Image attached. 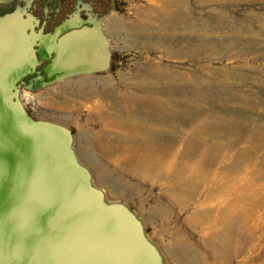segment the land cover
I'll list each match as a JSON object with an SVG mask.
<instances>
[{"label":"bare ground","instance_id":"obj_1","mask_svg":"<svg viewBox=\"0 0 264 264\" xmlns=\"http://www.w3.org/2000/svg\"><path fill=\"white\" fill-rule=\"evenodd\" d=\"M138 1L140 4L134 5L135 7L132 5L135 18L133 21L128 22L129 28L134 32L130 31V40L134 41L140 49L146 52L150 50L158 51L165 54L167 58L182 62L189 58L193 62H191L193 64L192 67L180 69L181 67L163 66L161 60L149 62L146 66L137 67V72L134 75L138 83L142 81L143 84L141 85L133 84L131 81L132 84L127 85L125 92L104 88L105 90L103 89L102 92L88 91L87 94L85 93L86 95L80 93L78 97L90 103L87 109L91 112V118L94 121H98L107 128L120 130L118 131L121 133L120 139L132 144L124 149L127 159L122 155L118 159V162L126 163L128 166L127 172L139 175V178L145 180L153 178V174L155 176L158 175V177L163 175L162 178H165V180L167 177H170L172 185L165 189L164 194L172 198L178 206H185V204L196 198L202 189L204 190L208 186L209 182H213V185L210 184V187L213 186L214 194L224 193V191L232 192V194L235 193L236 200L240 197L245 202L251 199V193L258 190L260 191L259 193H254L258 201L254 203L256 206L260 205L264 201V166L262 168L258 167L260 169L255 167L256 170L253 172V178H251L253 181H250L248 173L244 176L245 186H242V189L238 188L237 184L242 181L238 182L240 178L237 175L240 174L238 171L239 167L242 166H239V164L247 162L246 158H240V160L237 158L235 160L237 161L236 163L230 161L231 163H235L232 166L225 165L223 170L217 169L213 171L219 162L222 163L223 158L226 156L224 153L227 150L231 152L238 144L242 146L241 143L244 139L240 137L243 131H247L248 127L243 126L247 125V123H243L239 119L231 120L223 116L216 117L208 111H202L198 109L201 107L199 106L198 99H200V102L204 101V97L201 95L211 92L212 95L210 96L215 100L211 104L214 106H224V100L229 90L238 91L244 89L243 92H250L251 96L256 93L253 92L255 87L264 92V88L260 87V85H264V63L260 66L254 64L258 59L264 60V56H261L262 53L256 55L257 53L254 54L253 52L258 46L263 47L264 44H261L257 40L258 38L255 39V36L254 38H249L248 34L246 35L249 36V39L245 37V42H242L244 39L240 40L241 38L239 39V37L232 34V36H227L230 33H238L237 35L240 33L241 35V31L247 29L246 25V27L241 25L242 21L239 24V21L233 20V17L229 18L224 12L220 13L217 9L218 5H223L222 3L225 4V2L228 3L230 0ZM246 1L248 2V0ZM212 6L215 8H213V12H211L212 14L208 18L195 14V12L198 13V11H203ZM258 21V26L264 28V21ZM251 32H253L252 29ZM246 48H249V50H246ZM211 56L216 57L219 64L223 62L225 64L220 66L204 64L203 61L206 58L209 59L210 57L213 59ZM98 80L101 82L100 79ZM80 84L83 85L81 82ZM186 92L192 94L190 99L186 97ZM163 93L169 96L179 94L180 98L178 100H162L155 96H160ZM96 95L100 99L92 101L93 99L91 98ZM230 96L227 98L226 103L233 104L241 102L242 98H247L246 96H238L236 98H234L235 96ZM253 105L254 103L250 98L247 106ZM188 109L192 114V123H194V128L191 132L192 140L190 142L185 140L186 142L183 141L181 145L179 144L180 147L177 145L178 148H175L176 146L174 147L175 144L173 143L177 141V133L165 131L160 125L165 126L167 123L178 120L179 116L177 112L184 113ZM208 113L211 117L206 116ZM219 124L229 126L236 140L228 143L223 141L222 137H217L216 130ZM254 127L256 128V126ZM238 131L240 132L236 136V132ZM261 133V140L264 145V132ZM250 137L252 136L250 135ZM97 138L100 142L104 140L101 136ZM133 143L135 144L133 145ZM188 144L189 146H187ZM247 154L248 152H245L241 156L245 157ZM167 161L170 162L171 169L167 167ZM248 162L250 161L248 160ZM140 203L141 201H138L137 205H140ZM135 208L141 209L139 206H135ZM258 209L256 210L258 211ZM217 210L219 212H217L216 216H213L209 212H203L193 213L190 217V219L198 224L209 222L211 228H214L216 231V234L213 232L214 236L207 237L208 241H204L205 243L207 242L206 245L210 249L205 258L215 261L216 259L225 260L231 258V254L233 253L236 256L244 255L246 245L253 239L249 232L246 233V236L242 237L243 229L247 228L246 222L250 216L249 212L244 209L245 211H242L243 220L234 225L230 219L236 211L235 209L227 206L221 211L218 206ZM236 212V216H238V211ZM189 223L187 224L189 225ZM191 226L193 225L191 224ZM177 253L185 262L189 260L187 256L190 255L192 261L190 264H206L205 260L201 257L202 254L199 255L194 251L192 252L186 246L179 249Z\"/></svg>","mask_w":264,"mask_h":264},{"label":"water","instance_id":"obj_2","mask_svg":"<svg viewBox=\"0 0 264 264\" xmlns=\"http://www.w3.org/2000/svg\"><path fill=\"white\" fill-rule=\"evenodd\" d=\"M28 9L0 16V264H164L143 222L93 184L71 130L33 119L20 99L22 86L36 92L103 72L110 44L100 31L63 36L70 20L45 33Z\"/></svg>","mask_w":264,"mask_h":264},{"label":"rangeland","instance_id":"obj_3","mask_svg":"<svg viewBox=\"0 0 264 264\" xmlns=\"http://www.w3.org/2000/svg\"><path fill=\"white\" fill-rule=\"evenodd\" d=\"M238 1L239 0L237 1L230 0V2L228 3L225 2V4L222 3L223 5H218L217 7L220 13L224 12L225 15H227L229 18L233 17L232 19L237 22L239 21L238 22L239 24L242 23L241 25L247 26L246 30L241 31V35L239 33L240 36L237 35L238 33H230L227 36H232V35L237 36L239 37V39L241 38L240 40L244 39V41L242 42H245L246 38L247 39L254 38L255 36V39L258 38L257 40H259L261 44L262 43L264 44L263 42L264 28L258 26L259 23H257V21L258 20L260 21L261 19L263 20H261L260 22L264 21V0H258V1L248 0V2L246 0L245 1L240 0V2ZM112 2H113V8L110 13V19H111L110 21L113 20L112 22H110L111 31H112L111 46L113 49L116 50L120 61L116 70L112 73L111 78L108 77L107 79L106 78L100 79L101 82L98 83L96 82L93 84L95 85L96 90L92 89L93 88L92 85V88L86 90L87 92L89 90L90 91L94 90L95 92H102L104 88L105 89L110 88L112 90L114 89V91L125 92L128 84L136 83L141 85L143 84L142 81H139L138 83V80L134 75L137 72L136 71L137 67L146 66V64H148L149 62L152 63L161 60L163 66L178 67V68L181 67L180 69L192 67L193 62L189 58L182 62L176 59L167 58L165 54L160 53L158 51L150 50L146 52L140 49L135 44L134 41L130 40L129 38L130 31L133 32V30H131L128 26V22L133 21L135 18L133 7H135L136 4H140L139 1L112 0ZM211 8L209 7L204 9L203 11H198V13L195 12V14L198 16L202 15V17L208 18V16L212 14L211 12H213V8L215 7L212 6ZM248 26H251L252 28ZM253 27L255 30L253 29ZM248 29H250L249 30L250 32L247 31ZM251 29L254 33L251 32ZM256 30L257 32L260 31L258 32L259 34L256 32ZM243 34L245 35L244 37ZM246 34H248L250 37ZM260 47L258 46L257 49H255L253 52L254 54L257 53L256 55H260V53H262L261 56H264L263 55L264 45L263 47L261 48ZM246 50H249V48L248 49L246 48ZM211 57H213V59L210 57L209 59L206 58L203 61L204 64H210L213 66H220L225 64V62L219 64L216 60V57L214 56ZM263 63H264L263 59H258L255 61L254 64L256 66H260L263 65ZM63 87L66 90L60 91V89H62ZM260 87L264 88V85H260ZM76 88H77L76 81L69 80L62 83H58L51 87L42 88L40 89L42 90V92L38 94L33 92H28L26 90H22L23 92L22 97L24 100L23 103L25 104L24 106L27 112L31 115L33 119L45 120L60 124L71 130V132L74 135V138L75 136L79 138L81 135L82 137H84L83 146L77 147L74 145V148H75V153L81 164L84 165L90 171L93 179V184L97 188L103 190L108 202L125 204L143 222L146 235L159 248L164 258V264H190L192 262L190 255L187 256L189 260L185 262V260L183 258H180L179 254L177 253V251L181 249L183 246L188 247L189 249L192 250V252L194 251L199 255L202 254L201 257L203 258V260H205L206 264H264V209H263L264 201L257 206L254 203L255 201H258V199L255 197L256 194L254 193H259L260 191L256 190L253 193H251V199L248 202L247 201L245 202L241 200L240 197L238 198V200H236L235 193L232 194V192L224 191V193L214 194L215 191L213 189V186L210 187V184L213 185V182H209L207 184L208 186H206L204 190L202 189V191L196 196V198L185 204V206H178L172 198L164 194L165 189L172 185L170 181L171 180L170 177H167V179L165 180V178H162L163 175L158 177V175L155 176L153 174L152 175L153 178H150V180H145L139 178L140 177L139 175H134L127 172L128 166L126 165L125 162L124 163L118 162V159L121 158L120 155H122L125 159H127L126 157L127 155L124 149L128 146H131L132 144L130 142L126 143L125 140L123 141L120 139L121 133L118 132L120 130L116 128L114 129L107 128L98 121L97 122L94 121L91 118V112H89V110L87 109V106H90V103H87L84 101V99L78 97L80 93L76 90ZM254 89L253 92L256 93L253 96L250 95V92H246V93L243 92L244 89H240L238 91H230V90L227 91V96L224 100L225 101L224 106H219V105L214 106L211 104V102L215 101L210 96L212 95L211 92H208L207 94L204 93L205 95L204 94L201 95L202 97H204V101L200 102V99H198L199 106H201L198 109L202 111H208L210 114H213V116L216 117L223 116L231 120L239 119L243 123H247V125L245 124L243 126L245 127L247 126L248 129L247 131H243L240 137L244 139L242 143L239 142L241 143L242 146L238 144V146L234 147L231 150V152L227 150L224 153L226 155L224 157L225 159L223 158L222 163L219 162V164L221 163L220 165L217 164V166L219 167L215 166V168L213 167L214 169L212 168L213 171L217 169L223 170L225 165L230 167V165L232 166L234 162L236 163L237 161L235 160L237 158L238 160H240V158H246L247 162H243L246 166L243 163L239 164V166L242 165L239 167L240 169L238 171L240 174L237 175L240 178L238 182L242 181L237 184L238 188L240 189H242V186H245L244 176L247 175V173H248V177L250 178V181H253V179H251L253 178L254 175L253 172H255L256 168L260 169L264 166V145L261 140V135H262L261 132H264L263 130L264 92L258 90V87H255ZM81 94L84 93L81 92ZM185 94L187 95L185 96L189 99L192 97V94L190 92H186ZM178 95L169 96L163 93L160 94V96L159 95H155V96L159 97L162 100H166V99L178 100L180 98V95L179 96ZM96 96L91 98L93 99L92 101H96L100 99L98 95ZM229 96L230 97L235 96L234 98L238 96H246L247 98H242L241 102H235L233 104H229L226 103L227 102L226 100ZM250 98L254 103L253 106H247V102L249 101ZM59 107L61 108L59 109ZM178 112H177L179 116L178 120L167 123V125L165 126L160 125V127L163 128L165 131L177 133L178 136L177 141L173 143L175 144L174 147L176 146L175 148L180 147L183 141L190 142L192 140L191 132L194 128L193 127L194 123H192L191 120L192 114L189 111V109L187 110V112L185 111L186 113L185 112L182 113L180 111ZM209 113L206 114V116L208 115L209 117H211ZM254 126H256V128ZM180 130L183 132H181ZM239 132L240 131L236 132V136H238ZM97 135L99 137L101 136V138L104 140H101L100 142L97 138L98 137ZM216 135L217 137H222L223 141L228 143H231L234 140H236L235 135L231 132L230 127L227 126L226 124L223 125L219 124V126H217ZM250 135L252 137H250ZM134 144L135 143H133V145ZM187 146H189V144ZM242 152L243 153L248 152L247 154L248 157L241 156L243 154ZM248 160L250 162H248ZM230 161L231 162L234 161V162L231 163ZM167 167L168 168L170 167V169L172 167L169 161H167ZM138 201H141L140 205H137ZM135 206H139L141 208L140 209L141 211L135 208ZM218 206L220 207L221 211L227 206H231L232 209L238 211L239 215L236 216L237 212L235 211L230 219L234 225H236L238 222L243 220L242 211L244 209L247 210L250 216L248 221L246 222L247 228L245 227L243 229L242 237L246 236V233L249 232L252 235L253 239L250 241L248 245H246L244 255L241 254L236 256V254L233 253L231 254L232 259L231 258L225 260L216 259L215 260L216 263H215L214 260L205 258L207 253L210 252V249H208L209 247L206 245L207 242L206 243L204 242V241H208L207 237L210 238L216 234L215 229L211 228L209 222L198 224L194 222V220L190 219V217L193 213H203V212H209L213 216H216L217 212H219L217 210ZM260 208L262 211L260 210ZM256 209H258V211ZM187 223H189L190 226ZM191 224L193 226H191ZM244 230L246 231L244 232ZM213 232L215 234H213ZM255 240H257V242H255ZM203 243L205 244L202 245ZM204 246L206 249L204 248Z\"/></svg>","mask_w":264,"mask_h":264},{"label":"flooded vegetation","instance_id":"obj_4","mask_svg":"<svg viewBox=\"0 0 264 264\" xmlns=\"http://www.w3.org/2000/svg\"><path fill=\"white\" fill-rule=\"evenodd\" d=\"M27 5L32 15L40 20V24H44L43 31L45 33L53 32L56 26L66 20H70L74 27L66 31L63 36L73 33L78 41H84L85 38L88 39L87 37L90 33H99L100 31L103 39L110 44L109 61L103 72L97 75L72 79L76 81V90L79 93H87L86 90L92 88L94 83L100 82L98 79L111 78L112 73L116 70L120 61L116 50L111 46L112 31L110 13L113 8L112 0H14L9 4L0 5V14L11 13L17 6L25 7ZM49 61L42 62L36 69L39 74L24 78L25 85L29 84L33 78L43 76V67ZM24 89L22 86L20 91ZM92 89L96 90L95 85H93Z\"/></svg>","mask_w":264,"mask_h":264},{"label":"crops","instance_id":"obj_5","mask_svg":"<svg viewBox=\"0 0 264 264\" xmlns=\"http://www.w3.org/2000/svg\"><path fill=\"white\" fill-rule=\"evenodd\" d=\"M9 4V3H8ZM1 5V4H0ZM2 14H0V16H1ZM25 90V89H24ZM63 91V90H66V89H64V87L62 88V89H60V91ZM26 91H28V90H26ZM28 92H31V91H28ZM40 92H42V90H40V91H36V92H33V93H40ZM23 92L22 91H20V99H21V101H22V103H23ZM23 105H25L24 103H23ZM96 139V138H95ZM83 142H84V137H82V135L78 138V137H76L75 136V138H74V145L75 146H77V147H80V146H83Z\"/></svg>","mask_w":264,"mask_h":264}]
</instances>
